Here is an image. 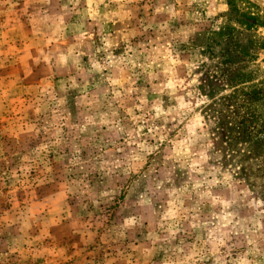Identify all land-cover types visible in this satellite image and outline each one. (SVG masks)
Masks as SVG:
<instances>
[{
	"label": "rangeland",
	"instance_id": "374dc122",
	"mask_svg": "<svg viewBox=\"0 0 264 264\" xmlns=\"http://www.w3.org/2000/svg\"><path fill=\"white\" fill-rule=\"evenodd\" d=\"M264 0H0V264H264Z\"/></svg>",
	"mask_w": 264,
	"mask_h": 264
},
{
	"label": "trees",
	"instance_id": "16d2710c",
	"mask_svg": "<svg viewBox=\"0 0 264 264\" xmlns=\"http://www.w3.org/2000/svg\"><path fill=\"white\" fill-rule=\"evenodd\" d=\"M262 48L264 49V45L262 46Z\"/></svg>",
	"mask_w": 264,
	"mask_h": 264
}]
</instances>
